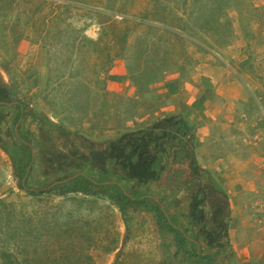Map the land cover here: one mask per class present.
<instances>
[{
    "label": "rangeland",
    "instance_id": "374dc122",
    "mask_svg": "<svg viewBox=\"0 0 264 264\" xmlns=\"http://www.w3.org/2000/svg\"><path fill=\"white\" fill-rule=\"evenodd\" d=\"M115 65L133 78L131 98L199 72L229 93L208 140L209 158L222 155L211 170L234 186L228 234L239 238V259H246L239 264H264V232L254 222L264 191V0H0V75L61 126L92 121L114 92ZM19 186L0 148V200L14 203L8 210L0 204V238H16V224L20 234L27 230L21 211L35 222L47 216L54 228L59 223L61 238L66 212L76 214L75 199H94L90 213L82 208L101 224L91 252L95 264H110L128 224L113 200L62 190L32 195Z\"/></svg>",
    "mask_w": 264,
    "mask_h": 264
},
{
    "label": "trees",
    "instance_id": "16d2710c",
    "mask_svg": "<svg viewBox=\"0 0 264 264\" xmlns=\"http://www.w3.org/2000/svg\"><path fill=\"white\" fill-rule=\"evenodd\" d=\"M18 99L19 91L0 80V102L4 104L0 106V148L16 165L15 172L21 189L32 195L52 191L59 194V190H62V194L107 196L119 206L125 221L123 205L125 203L129 207L132 198L126 185L140 188L137 195L144 190L149 191L146 194H153L157 171L165 170L167 163L174 167L179 161L177 156L184 155L187 161L190 159L194 164L196 173L199 172L193 178L191 192L186 191L189 197L186 212L191 216L190 228L193 234L199 236L192 238L195 243L191 247L192 254L201 256L196 245V240H200L208 256L205 260L200 257L202 264H216L215 252L211 250L217 245L220 246L216 256H229L223 264H236L228 243L231 218L229 194L216 176L197 162L193 151L194 126L191 122L185 123L179 114L168 115L141 129L124 130L112 137L96 139L69 130L40 111L36 112L32 122H20ZM27 131L37 146L42 148L41 158L45 160L44 164L38 160L36 168L41 178L37 180L35 175L34 183L29 177L22 181L29 158L26 156V146L21 143V135ZM189 132V138L183 135ZM78 172L83 174L62 181ZM58 180L61 181L58 185L48 188ZM75 201L76 214L71 216L72 211L66 212L61 238L59 223L54 228L56 223L48 221L47 216L35 222L27 212L21 211L19 221L23 225L25 223L27 230L20 234V225L16 224L13 228L16 238H0V264H95L91 251L96 249L98 239L95 235L101 224L96 216L83 214L82 208L90 213L96 200L76 198ZM176 203L180 205V201ZM0 204L6 210L8 206H14V203L8 204L4 200H0ZM54 206L59 211V202ZM125 225H128L126 221ZM140 226L150 232L148 224L141 223ZM27 234L32 238H26ZM181 239L190 241V238ZM179 240L176 238V241ZM30 247L33 248L31 251Z\"/></svg>",
    "mask_w": 264,
    "mask_h": 264
},
{
    "label": "crops",
    "instance_id": "0c3cea01",
    "mask_svg": "<svg viewBox=\"0 0 264 264\" xmlns=\"http://www.w3.org/2000/svg\"><path fill=\"white\" fill-rule=\"evenodd\" d=\"M38 60L39 59L35 60V62L36 66L39 68ZM211 72L213 73V71ZM112 73L113 76L110 89L114 92H111L109 97L105 98V103L93 114L92 121L88 118L89 121L83 126L69 127V130L78 131L96 139H104L115 136L124 130L141 129L144 126L153 124L161 117L179 114L182 116V120L185 123L191 122L194 126V128L192 127V139L193 151L197 162L203 168L210 170L218 181L227 189L231 208H233L232 203L234 197L231 188L233 191L234 186L226 181L227 177L225 175L216 174V172L211 170L214 169V167L210 164L220 161L222 155L213 153L209 158V154L213 152V146L209 144L208 140L212 133H216V129L214 128L216 124L213 122L224 117L223 110L221 109H223L222 106L229 97V93H224L219 88L216 89V82L213 80L215 77H212L211 74L200 72L194 76L192 74L191 77L184 80H179L177 76L173 78L174 84L171 82V84H169L168 81L167 83L160 82L161 85H153L151 88L149 87L151 90L139 95L137 93L136 97L131 98L126 95H128V93L130 94L132 90H135L132 86L133 78H129L125 70L116 65L113 66ZM52 120L56 122L55 119L52 118ZM141 223L142 225L143 223L145 225L148 224V222L146 223L139 218V216L138 220L136 218L134 221L132 220L128 223L134 235L136 233L140 238L126 239L124 247L122 248L123 255L125 256L124 259L126 260L123 264H130V261L136 258L140 259L143 264H160V259L158 258L159 254L156 252L158 240L152 238L151 235L145 236V232L147 231L140 226ZM230 226H232V224H230ZM230 229H228V231ZM228 235V243L235 255L236 264L245 261L246 259L244 258L239 259V238L234 240L230 234ZM173 241L175 240L173 239ZM122 242L120 239L119 246L114 250L115 252H113V250L111 251L116 254ZM192 244L194 243L192 242ZM167 247L168 250L172 252L176 249L174 243L171 242L170 244L168 239ZM200 249L203 250V245L199 246V250ZM114 255L112 256L113 258ZM127 256H129V258ZM197 257L198 256L192 254L190 250L187 259L184 257L182 261L176 262V256H173L172 261L173 264H184L183 261L185 262V260V264H202L200 257ZM215 257L216 264H223L229 256H216L215 253Z\"/></svg>",
    "mask_w": 264,
    "mask_h": 264
},
{
    "label": "flooded vegetation",
    "instance_id": "af4514ba",
    "mask_svg": "<svg viewBox=\"0 0 264 264\" xmlns=\"http://www.w3.org/2000/svg\"><path fill=\"white\" fill-rule=\"evenodd\" d=\"M1 82H4L0 75ZM9 86V85H7ZM17 102V101H16ZM12 103L13 105L16 103ZM19 107H20V118L19 121L22 120L28 122L34 120V115L38 111L36 108L30 106V104L23 100L22 98L18 99ZM2 102H0V106H2ZM6 106V105H5ZM33 111L35 113H33ZM37 120V118H36ZM18 123L15 125V129L17 128ZM29 131L25 134H22V141L21 143L26 146V156L29 158V162L26 166V174L22 181L25 180L26 177L31 178V182L34 183V178L36 175V179L39 180L41 176L39 175V171L36 168L38 160L41 161L43 164L45 160L41 158L43 155L42 148L37 146V142L32 139L29 135ZM190 133H183L186 137H190ZM178 163L174 167H171L169 163H167V168L165 170H158L157 180L155 179V188L153 194H144L142 192L140 195H137V192L140 191L138 187H131L126 185L129 189L130 195H132L131 203L127 210L125 209L126 205L124 203V214L126 217L127 222H131L132 220L137 218H141L150 227V232H145V236L151 235L152 238H156L158 240L156 246V252L159 254L158 258L160 259V264H173L172 257L176 256V262L182 261V259H187L188 253L190 254L191 245H192V238H199L195 234H193L190 228V219L191 216L187 214L186 210L188 211V195L187 190L191 192L192 185H193V178L199 174L196 173L194 170V164L186 160V157L177 156ZM170 162V161H169ZM16 167V165H15ZM28 169V170H27ZM189 171V172H188ZM194 176V177H193ZM57 182V181H56ZM61 181L58 180V183L54 184L52 187L58 185ZM98 186V185H97ZM47 188V189H48ZM36 190V189H34ZM162 191V192H160ZM190 194V193H189ZM147 199L148 204L142 206V200ZM177 201H180V205H176ZM153 208H150V207ZM182 206V207H180ZM183 207H186L183 208ZM190 213V212H189ZM189 219V221L187 220ZM150 222V224H149ZM192 226V225H191ZM140 227V226H139ZM196 236V237H195ZM126 238H140L139 235L132 232L131 226L128 224L126 226L125 236L122 242V245L117 250L114 258L110 264H123L125 263L124 255H123V247L126 241ZM176 238H180L179 241H176ZM181 238H190L188 240H182ZM167 239L168 242H173L175 246V251H169L167 247ZM173 239L175 241H173ZM195 244V243H194ZM196 245L201 246V241L196 240ZM214 247L211 252L216 253L219 251L218 247ZM167 247V248H166ZM200 257L206 259L207 253L203 250H199ZM130 256V255H129ZM129 256H127L129 258ZM181 259V260H180ZM183 263H186L183 261ZM130 264H143L140 259H133L130 261ZM180 264V263H178Z\"/></svg>",
    "mask_w": 264,
    "mask_h": 264
},
{
    "label": "built area",
    "instance_id": "2783aa9c",
    "mask_svg": "<svg viewBox=\"0 0 264 264\" xmlns=\"http://www.w3.org/2000/svg\"><path fill=\"white\" fill-rule=\"evenodd\" d=\"M262 174L264 175V158L260 163ZM254 222L258 231L264 232V191L258 202L254 205Z\"/></svg>",
    "mask_w": 264,
    "mask_h": 264
},
{
    "label": "water",
    "instance_id": "95a60500",
    "mask_svg": "<svg viewBox=\"0 0 264 264\" xmlns=\"http://www.w3.org/2000/svg\"><path fill=\"white\" fill-rule=\"evenodd\" d=\"M90 170H93V168H89ZM28 170V169H27ZM79 174H83L82 172H78V173H76L74 176H71V177H69V178H66V179H64V180H62V181H69V180H72L73 178H75L77 175H79ZM88 177V176H87ZM56 183H58V181L57 182H54V183H52L51 184V186L50 187H52L54 184H56ZM125 232H126V225H124V227H123V234H122V236H121V242L123 241V239H124V236H125Z\"/></svg>",
    "mask_w": 264,
    "mask_h": 264
}]
</instances>
